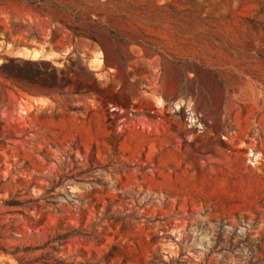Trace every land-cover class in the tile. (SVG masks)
I'll return each instance as SVG.
<instances>
[{"label": "rangeland", "instance_id": "rangeland-1", "mask_svg": "<svg viewBox=\"0 0 264 264\" xmlns=\"http://www.w3.org/2000/svg\"><path fill=\"white\" fill-rule=\"evenodd\" d=\"M232 212L264 222V0H0V264H215Z\"/></svg>", "mask_w": 264, "mask_h": 264}, {"label": "built area", "instance_id": "built-area-1", "mask_svg": "<svg viewBox=\"0 0 264 264\" xmlns=\"http://www.w3.org/2000/svg\"><path fill=\"white\" fill-rule=\"evenodd\" d=\"M213 224L226 243L233 247L227 257L218 253L215 264H236V260H238L236 245L245 248L251 241L264 243V222L255 214L251 218H246L232 212L228 216L218 217Z\"/></svg>", "mask_w": 264, "mask_h": 264}, {"label": "crops", "instance_id": "crops-1", "mask_svg": "<svg viewBox=\"0 0 264 264\" xmlns=\"http://www.w3.org/2000/svg\"><path fill=\"white\" fill-rule=\"evenodd\" d=\"M251 188L241 181H233L227 188H221L219 192L222 194H241L250 191Z\"/></svg>", "mask_w": 264, "mask_h": 264}, {"label": "bare ground", "instance_id": "bare-ground-1", "mask_svg": "<svg viewBox=\"0 0 264 264\" xmlns=\"http://www.w3.org/2000/svg\"><path fill=\"white\" fill-rule=\"evenodd\" d=\"M30 56H31L32 58H37V56H38V52H36V51H34V52H30Z\"/></svg>", "mask_w": 264, "mask_h": 264}, {"label": "trees", "instance_id": "trees-1", "mask_svg": "<svg viewBox=\"0 0 264 264\" xmlns=\"http://www.w3.org/2000/svg\"><path fill=\"white\" fill-rule=\"evenodd\" d=\"M9 205H13L12 203H9ZM0 250H2L3 252H6V251H4L3 249H0ZM10 254H13V253H10Z\"/></svg>", "mask_w": 264, "mask_h": 264}]
</instances>
